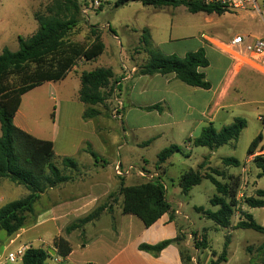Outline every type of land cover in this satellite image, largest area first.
<instances>
[{"label": "rangeland", "instance_id": "rangeland-1", "mask_svg": "<svg viewBox=\"0 0 264 264\" xmlns=\"http://www.w3.org/2000/svg\"><path fill=\"white\" fill-rule=\"evenodd\" d=\"M51 1L0 0V52L5 47L10 51H16L18 49L17 37L27 38L35 33L38 24L34 17L36 14H44L47 4H50ZM79 1L82 8L91 4L90 0ZM115 1L102 0L98 9L92 10V8L88 7L89 9L85 16L79 15V24L71 29L68 36H66L67 42L88 44L92 40L89 37V29L92 26L97 28L96 31L101 36L105 50L93 61H77V71L71 72L67 75L68 77L66 76L67 78L59 80L54 89L44 85L35 88L29 96H26L21 106V110L24 113L22 120L24 131L36 138H49L53 128L52 113L55 111L57 112L56 124L61 130L60 135H66L63 131V126L71 123L73 129H76L71 134V140L74 143L81 141L85 134L77 129L79 128L80 120L78 114L76 117V108L73 107L70 110L64 104L67 99L76 97L80 87V81L77 76L83 71H93L100 67H109L115 73H119L122 68H125L124 65L128 66L134 61H140L139 59L145 62L147 55L142 50L144 31L150 36V47L165 42L158 48L166 53L172 51L171 49L192 50L197 46V41L203 42L202 38L205 36L210 39L204 40V44L212 48V42L216 44L227 43L237 34L264 35V23L249 13L223 14L222 16H217L216 14L207 15L202 12L191 14L183 5L178 7H154L143 5L141 1H130L126 5L117 8L114 6ZM204 50L207 58L211 60V51L206 48ZM236 66L241 69L247 67L241 66L240 63ZM252 71L264 76V74L256 70ZM207 76L210 79L216 78L218 72L210 69L207 71ZM124 87L125 85H122L121 89L115 87L113 98L110 97L105 104L99 107L104 124V127L100 129L103 137H94L92 139L93 147L91 148L92 152L95 153L94 155H96L93 160L97 162V166H103L104 171L112 176H115L114 167L120 162L122 170L132 167L133 170L129 175L130 177L136 175L137 169L146 173H155V166L160 165L157 164V155L162 149L168 147L167 140L172 135L179 141L178 147L180 146L181 151L175 152L168 159L169 165L166 167V174L159 170L156 173L159 172L157 174L167 191L168 200L173 202L181 199L184 204L182 211L187 217L184 220L182 217L177 216L176 221L178 223H186V227L191 232L205 230L208 252L211 250L220 255L228 237V256H226V262H221L220 264H262L264 254L258 253L256 248L264 244V235L253 230H242L233 227L237 223L238 218L241 217V207L246 206L244 199L255 194V190H251V187L264 190V177H258V174H256L258 169L252 164V173L249 174L248 182L246 183L247 189L243 192L242 197L238 201V206L234 209V214L231 217V226L223 228L216 225L201 213L193 210L194 207L198 206L212 211L217 209L212 207L210 203V199L217 195L212 183L209 180H203L199 185L191 188L188 195H182L177 185L181 172L187 169L195 170L201 160V156L208 151V148L192 146L191 155L188 156L183 146L185 143L183 142V137L185 129H188V124L182 126V129L160 128L158 130L139 132L137 129L130 130L125 123L120 121L122 111L119 112V119H114L111 116V111L113 108L116 109V99L121 100V94L124 96ZM238 94L240 105L235 104L234 107L221 113L213 124L216 129H220L222 126L230 124L234 118L239 117L246 121V127L240 132L236 141L217 149V156L211 159L213 168H224L220 162L224 157L234 156L240 165L243 164L247 157L248 146L258 133H261L262 140L260 144L264 150V84L253 79L245 81ZM144 122H150V119H145ZM146 136L154 138V142L149 146L139 147L131 142L133 138L145 139ZM119 144L127 146L117 149ZM84 148L85 146L83 150ZM77 152V150H71L68 157L78 162L79 171L84 174L86 166L85 164H80V159H86L87 157L76 154ZM55 163L60 168V163L56 158ZM227 171L231 174H238L240 173V167L229 165ZM115 178L118 181V187L115 190H111L105 199L98 201L95 209L102 204L111 203L113 198L118 200L120 197L118 195L120 178L116 176ZM140 180L142 179L140 178ZM81 192L84 191L81 189ZM26 194L27 190L24 186L2 179L0 196L3 197V201H0V207L10 201L14 202V200L24 197ZM117 204L116 202L113 205L117 206ZM35 207L37 208L38 204ZM244 209L253 216L257 223L264 226L262 217L264 209L249 208L248 206L244 207ZM29 217L31 218L32 216ZM53 227L50 223L46 224L33 230L32 236H22L12 244L9 243L10 238L5 235L4 231H1L0 264H22L19 257H17L15 262H9L6 259L7 254L11 251H16L20 244L35 248L43 246L41 242H32V239L40 236L43 243H47L55 232ZM62 233H64V230ZM71 234H73L70 238L71 245H75V241L84 237L83 233L78 230L73 231ZM64 235L66 234L64 233ZM247 259L249 263L246 262ZM51 264L55 263L52 262Z\"/></svg>", "mask_w": 264, "mask_h": 264}, {"label": "trees", "instance_id": "trees-1", "mask_svg": "<svg viewBox=\"0 0 264 264\" xmlns=\"http://www.w3.org/2000/svg\"><path fill=\"white\" fill-rule=\"evenodd\" d=\"M130 1H141L143 5L161 6H185L191 14L215 13L217 16L223 12L214 5H205L200 0H116L115 7L119 8ZM81 2L79 0H52L47 4L44 14H36L34 19L38 28L30 37H18V49L10 51L3 48L0 52V180L7 179L11 183L22 185L28 194L20 199L10 201L0 207V232L10 237L21 229L26 218L33 215L34 204L41 194L67 182L69 176L63 174L64 170H75L77 164L74 159L63 157L59 169L55 163V153L51 141L42 140L17 128L13 122L21 97L26 92L46 81H59L65 78L77 61L85 62L95 60L104 51V44L97 28L90 26L88 44L67 42L66 36L71 29L79 24L81 14ZM82 15V14H81ZM143 36L142 50L145 52L146 61L137 68L140 76L174 75L180 82L194 88L208 89L209 81L206 80L203 69L208 66V60L203 48L195 52H187L184 56L166 55L157 49H152L149 43V35L146 31ZM80 87L79 100L86 105L83 119H93L101 113L94 107L101 106L112 97L116 87V79L111 68H96L91 71H83L79 75ZM118 86V85H117ZM159 108V105L147 109ZM263 121V120H262ZM264 123V121H263ZM246 127V121L236 117L227 125L217 130L209 123L199 134L189 140L193 147H205L217 150L227 144L233 143L239 137L240 132ZM261 133L251 141L247 149V155H251L260 146ZM83 151L95 158L90 144L85 143ZM181 149L171 145L162 149L157 155V163H164L175 152ZM225 166L235 165L238 161L233 157L222 158ZM203 163L194 169L184 170L179 177L178 186L182 195H187L192 187L197 186L203 180H209L215 187L217 195L210 199L217 210H204L197 207L194 210L210 219L216 225L228 228L231 225V217L235 207L238 206L236 195L239 189L240 176L226 178L223 172L211 168L210 172H202ZM254 166L259 170V177H264V159L257 155L253 158ZM218 177H222L218 180ZM120 178L118 195L122 197V214L137 216L145 227L151 226L160 216L171 215L172 209L166 199V189L160 181V177L153 180L141 178L140 183L125 185ZM117 198L111 203L102 204L88 215L75 220L64 229L66 235L75 230L83 233L85 225L96 221L100 215L110 210ZM249 208L264 209V190L257 189L253 196L244 199ZM242 220L237 222L236 229L253 230L264 235V227L257 223L250 214L241 213ZM179 241L178 238L160 241L154 245H141L140 250L158 254L171 244ZM52 246L56 250V256L64 259L71 251L70 243L62 236L54 237ZM196 246H204L202 242ZM259 253L264 254V245L259 246ZM48 251L42 248L28 246L21 257L22 264H46L50 257ZM184 264H193L186 250H181ZM227 256V243L224 244L222 253L215 263L225 261ZM214 264V263H213ZM264 264V256L263 262Z\"/></svg>", "mask_w": 264, "mask_h": 264}, {"label": "crops", "instance_id": "crops-1", "mask_svg": "<svg viewBox=\"0 0 264 264\" xmlns=\"http://www.w3.org/2000/svg\"><path fill=\"white\" fill-rule=\"evenodd\" d=\"M258 36L262 35L260 34ZM209 39L210 38L207 36L203 37V42L197 41V46L192 50L171 49L172 51L168 53L163 52L166 55H177L178 57H182L187 52H195L200 48L210 50L212 53L211 60L206 57L208 60V66L203 69L205 78L209 81L210 87L208 89L190 87L180 82L174 75L165 76L156 74L152 76H140L137 74V68L145 63L141 59H139L140 61L138 62H132L128 66L124 65L125 68H122L119 73H115L111 69L117 81L115 86L121 89L122 85H125L124 96L121 94V100H119L122 103V117H120V121L125 123L130 130L137 129L139 132L158 130L160 128H167L170 130H173L174 128L182 129V126L188 124V129L184 128L186 131L183 137V142H185L183 146L185 147L188 156H190L192 152V144L188 141L195 138L203 127L209 123L213 124L221 113L234 107L235 104L240 105L238 92L244 86L245 81L253 79L256 82H262V84H264V76L259 75L248 67L241 69L236 66L235 63L231 61L230 57L217 49L216 46L212 45V48L207 47L204 44V40ZM164 43L165 42H161L157 46L152 45L151 48L160 50L158 47ZM210 69L218 72L216 78H208L207 71ZM76 71L77 66L75 65L68 75L71 72ZM77 78H79V75ZM57 82L59 81H46L35 88L45 85L48 88L54 89ZM35 88L22 95L21 104L14 115L13 122L17 128H20L21 130L24 129L22 122L24 113L23 110H21L22 102L26 96H29L31 92L35 90ZM64 104L70 110L73 107L76 108V117L78 114L80 120V125L77 129L84 133L85 136H83L82 140L78 143H74L71 140V134L74 133V130L76 129H73L71 123L63 126V131L66 135H60V127L56 124L57 112L54 111L52 113L53 128L51 130V136L49 138L38 139L52 142L55 158L59 163L61 162L59 158H69V152L73 149L78 151L76 154H81L82 156L85 155L87 158L80 159V164H85L86 170L84 171V174L80 173L79 164L76 161L77 168L75 170L65 169L63 174L69 176V180L40 195L34 204L32 217L26 218L23 227L9 237V243L12 244L22 236H32L33 230L50 223L54 226L53 228L55 231L52 234L50 241L43 243L40 236L32 239V242L37 241L43 244V246H38V248L48 251L47 253H49L50 257L46 260V264H51L52 262L55 264H184L181 250H186L190 259L196 260L197 264H220L221 262L215 263L219 254L211 250L209 253L207 250L208 241L204 232L205 230L191 232L186 227V223H178L176 221L177 216L182 217L184 220L187 217L182 211L184 206L182 200L177 199L171 202L168 200L167 195V202L172 209L171 215H161L160 218L149 227H145L142 221H140L135 215L122 214V197H119L117 200V206L113 205L110 210L104 211L96 221L88 225L86 224L83 228V239H78L75 241V245H71L70 238L73 234L70 233V235H64V233H62L64 230L63 228L92 212L98 201L105 199L111 190H115L118 187V181L114 175L112 176L111 174L106 173L103 166L98 167L97 162L93 160L88 152L83 151L85 143L88 142L92 148V139H94V137H103V133L100 131V129L104 127L103 120L101 119L102 112L99 109L100 106L94 107L100 111L101 114L99 116L93 119H83L82 116L86 105L79 100L78 92L75 98L67 99ZM154 105H159V108L147 109ZM148 118L150 119V122H144L145 119ZM131 142L133 145L145 147L151 145L154 142V138L148 136H146L145 139L133 138ZM178 142L179 141H177L172 135L167 140V144H169L168 147L171 145L178 146ZM126 146L127 145L119 144L117 149ZM207 150L208 151L201 156V160L198 163L199 165L204 162L201 170L202 172H210V169L213 168L211 166V159H214V157L217 156V150ZM257 155H261L264 158V150L261 147V144L253 154L247 155L243 164L238 165V167H240V173L238 174L229 173L227 171L228 166L223 164L224 168L213 169H216L218 172H223L226 178H229V176H240V181L243 171H245L247 172L248 182V176L252 173L251 166L253 164V158ZM233 158L235 157L233 156ZM221 160L220 162L222 163ZM93 162H95V164H93ZM119 164L122 166L121 162ZM168 165L169 162L167 159L164 163L156 165L155 169L156 171L159 170L163 172V174H166V167H168ZM59 169L63 170L61 164ZM256 174H259V170ZM127 176L122 179L125 185L140 183V177L137 173L132 177ZM221 178L218 177V180ZM246 183L243 190L240 189L241 184H239V189L236 195L237 202L240 199V192L243 195V192L247 189ZM81 189L84 192H81ZM251 190L256 191L257 189L251 187ZM0 201H3L2 196H0ZM37 204L38 207L36 208L35 205ZM244 207L246 206L241 207V212L249 214L245 211ZM195 208L197 207H194L193 210ZM262 217L264 219V213ZM101 220L103 224L101 223ZM240 220H242V216L238 218L237 222ZM236 224L237 223L233 225L234 228H236ZM260 225L264 227L262 224ZM57 236L64 237L70 243L72 248L71 253L64 259L56 256V250L52 246V240ZM197 236H201V238L202 236L204 237V246H196L194 239ZM175 238L179 239L177 243L167 246L156 255L139 249L141 245H154L160 241L162 242ZM226 243L228 256V237ZM259 246L256 248L258 253ZM19 247L27 248L28 246L26 244H20L17 248ZM222 262H226V256L225 261ZM246 262L249 263V260L247 259Z\"/></svg>", "mask_w": 264, "mask_h": 264}, {"label": "built area", "instance_id": "built-area-1", "mask_svg": "<svg viewBox=\"0 0 264 264\" xmlns=\"http://www.w3.org/2000/svg\"><path fill=\"white\" fill-rule=\"evenodd\" d=\"M102 0H90L88 5L92 10L98 9L101 5ZM205 5H214L216 8L221 10L223 14H244L249 13L254 17L259 18L264 23V0H200ZM87 6L81 8V14L86 15ZM217 49L228 55L236 65L240 63L241 66H247L252 70H256L261 74H264V35L262 36H250V35H234L227 43H215L212 42ZM114 96V91L112 98ZM115 98V97H114ZM116 109L113 108L111 111V116L114 119H119V112L122 108V103L119 99H116ZM132 167H128L126 170H122V166L117 164L114 167V174L116 177H125L129 175L132 171ZM136 173L140 178L146 180H153L158 178V174L146 173L144 171L136 170ZM247 182V172L243 171L241 177V187L243 190L245 183ZM239 197H242L240 192ZM195 243L202 242L201 236L195 237ZM26 248L19 247L14 252H9L6 259L9 262H15L17 257L21 258ZM193 264H197L196 260H191Z\"/></svg>", "mask_w": 264, "mask_h": 264}]
</instances>
